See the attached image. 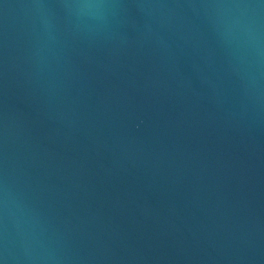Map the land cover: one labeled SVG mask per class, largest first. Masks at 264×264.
<instances>
[{"label": "water", "instance_id": "obj_1", "mask_svg": "<svg viewBox=\"0 0 264 264\" xmlns=\"http://www.w3.org/2000/svg\"><path fill=\"white\" fill-rule=\"evenodd\" d=\"M264 70V0H223Z\"/></svg>", "mask_w": 264, "mask_h": 264}]
</instances>
